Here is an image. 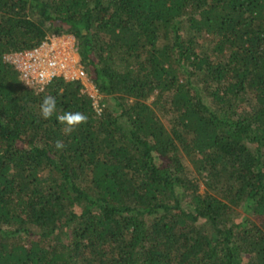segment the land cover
<instances>
[{
    "label": "trees",
    "instance_id": "16d2710c",
    "mask_svg": "<svg viewBox=\"0 0 264 264\" xmlns=\"http://www.w3.org/2000/svg\"><path fill=\"white\" fill-rule=\"evenodd\" d=\"M64 33L101 112L4 60ZM0 264H264V0H0Z\"/></svg>",
    "mask_w": 264,
    "mask_h": 264
},
{
    "label": "built area",
    "instance_id": "2783aa9c",
    "mask_svg": "<svg viewBox=\"0 0 264 264\" xmlns=\"http://www.w3.org/2000/svg\"><path fill=\"white\" fill-rule=\"evenodd\" d=\"M3 57L16 66L28 86L43 89L57 76L80 79L83 90L92 96L97 111H102V95L81 62L74 34L48 35L32 48L7 52Z\"/></svg>",
    "mask_w": 264,
    "mask_h": 264
},
{
    "label": "clouds",
    "instance_id": "9594fccd",
    "mask_svg": "<svg viewBox=\"0 0 264 264\" xmlns=\"http://www.w3.org/2000/svg\"><path fill=\"white\" fill-rule=\"evenodd\" d=\"M56 111L55 99L51 96H47L44 98L43 103L41 105V115L45 119H49L52 117L54 112ZM61 124L64 125V133L70 134L75 131L79 125L87 122V116L77 112V113H65L58 117ZM64 147L61 141L56 142V148L62 149Z\"/></svg>",
    "mask_w": 264,
    "mask_h": 264
},
{
    "label": "rangeland",
    "instance_id": "374dc122",
    "mask_svg": "<svg viewBox=\"0 0 264 264\" xmlns=\"http://www.w3.org/2000/svg\"><path fill=\"white\" fill-rule=\"evenodd\" d=\"M204 188H205L204 184H203V183H201V191H203V190H204Z\"/></svg>",
    "mask_w": 264,
    "mask_h": 264
}]
</instances>
